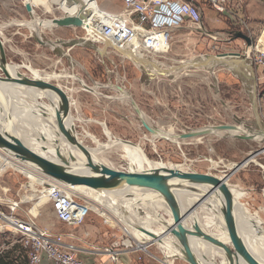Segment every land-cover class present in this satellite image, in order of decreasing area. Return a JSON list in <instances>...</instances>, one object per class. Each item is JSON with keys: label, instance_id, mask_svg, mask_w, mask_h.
Returning <instances> with one entry per match:
<instances>
[{"label": "rangeland", "instance_id": "obj_1", "mask_svg": "<svg viewBox=\"0 0 264 264\" xmlns=\"http://www.w3.org/2000/svg\"><path fill=\"white\" fill-rule=\"evenodd\" d=\"M27 1L33 5V16L26 9ZM98 1L101 8L111 11H118L123 7L120 0ZM200 2L205 10V26L210 31L219 32L224 42L213 41L195 27L174 30L167 53L154 55L142 53L144 57L147 56V59L153 60L163 68L158 73L152 72L150 66L139 65L113 50L100 55L89 48L77 45L70 50L71 57H61L50 45H44L36 39L39 37L45 43L50 40L57 42L60 37L55 38V33L62 34L63 39L83 37L85 35L83 27L54 26L33 32L26 24H20L33 20L35 16L51 20L54 17L69 15L71 9L78 10L83 17L82 8L78 4V9L77 4L71 0H0V25H5L2 27L0 39L4 43L8 62L20 65L21 72L34 76L32 71L39 70L43 74L60 76L59 78L51 76L44 80L67 87L77 100L75 105L77 117L72 115V120L76 124L79 142L86 147L97 146L89 137V133L97 136L101 143H107L110 139L107 131L111 136L114 132L138 145L149 161L181 171L211 172L225 176V173L230 171V165L246 159L264 145V134L260 133L264 130V83L258 77L259 68L250 59L243 58L235 61L234 67L237 66L232 69L222 65L214 68L211 65L180 69L178 67L182 66V60L219 57L220 52L246 51V41L236 35L243 32L253 41L258 39L264 30V0H229L234 10L239 9L247 27L240 26L233 17L234 14L214 12L203 1ZM109 47L106 46L107 51ZM215 47H220L224 51L215 52ZM174 68L175 71L168 72ZM0 75H4L1 69ZM30 94L33 97V93ZM18 95L21 96L23 104L30 99L28 106L34 105V101L28 95L23 93ZM128 97L137 102L146 120L151 126L159 128V131L164 133L162 136L158 137L144 127ZM44 100L47 101L46 98ZM237 123L241 126L239 134L255 133L257 138L245 140L236 137L234 132L219 131L201 137L177 138V135L191 130ZM166 134L175 135L176 140L169 139ZM113 146L106 148L99 156L115 168L129 170L130 164L126 153L119 145ZM11 166L0 172L3 181L8 180L15 170L16 167L13 168L12 164ZM23 178L22 176L21 179ZM230 180L244 191L243 197L248 209L245 206L244 208L251 212L250 214H257L264 226V152L238 170ZM253 186L257 191L254 190V194H250L249 188ZM10 192L9 190L8 193ZM150 195L165 201L161 194V197ZM240 195H243L241 191ZM1 198L0 196V201ZM87 200L91 203L93 211L84 224L73 228L57 220L50 201L26 203V207L23 208L30 211L39 224L52 231H74L80 238V234L83 233L80 229L85 228L86 233L93 235L91 240L102 247L109 246L112 241L120 240L123 236L125 238L129 236L133 244L129 252L136 264H165L164 260H170L171 264H175V260H185L167 257L164 249L157 243L150 244L146 250H142L138 246L139 240L124 232V223H120L115 216H113L115 223L113 221L106 223L104 220L106 217L103 213L99 214L101 210H98L99 206L95 200L92 198ZM196 201H192L190 205H183L182 208L185 211L190 210L192 215H202L203 221L212 220L210 213H206L202 205H198L199 202ZM0 208L8 212L5 205L0 204ZM149 210L154 212L155 209L149 207ZM157 211L168 219L166 211L161 207H158ZM216 223L220 224V217L217 215L207 229L209 234L218 237L221 230ZM158 226L161 227V224ZM200 241L213 245L209 241ZM217 253L211 255H218ZM221 253L224 254L222 249ZM0 256L6 264H28L20 235L10 225L0 229ZM215 258L218 259L220 256Z\"/></svg>", "mask_w": 264, "mask_h": 264}, {"label": "water", "instance_id": "obj_2", "mask_svg": "<svg viewBox=\"0 0 264 264\" xmlns=\"http://www.w3.org/2000/svg\"><path fill=\"white\" fill-rule=\"evenodd\" d=\"M26 9L33 16V5L27 1ZM52 26L58 27H80L83 23L79 15H65L62 17H54ZM246 41L247 45H251L252 38L243 33L238 32L236 35ZM44 45H50L54 52L61 57H71L70 49L76 45H83L100 54V47L93 41L86 40L84 37L73 38L70 40H59L57 42H43L39 37L36 38ZM62 44V45H61ZM213 57L211 63L212 68L222 65L232 69V63L228 60H220V57L243 58L246 59L241 52H224L217 58ZM8 59L3 41L0 39V69L4 75H0V83L12 84L19 83L25 86L37 88L40 90H53L59 94L62 101L61 106L57 108L55 117L56 123L54 128L47 127L33 135V139L37 140L38 146L30 147L23 141L15 138L12 133V125L14 123L13 113L8 107L0 90V148L20 159L21 161L33 165L41 169L45 174L71 185H85L95 189H117L125 186H138L147 188L160 193L170 209L172 214V224L169 231L177 237L181 243V251L184 259L190 264H203L205 259L209 257L206 253L202 256L198 255L191 238L190 233L185 225L188 220L190 210H183L181 203L172 189L171 184L174 182H182L187 184H195L203 188L204 197L199 200L198 205L203 203L206 198L211 195L217 199L221 205L220 212L225 224V231L228 240L226 242L214 237L211 234L204 233L199 225L195 224V229L200 234L224 249L222 257L223 264H264V248L260 244L246 246L243 235V208L244 201L240 195V188L230 181L231 176L253 161L259 154L264 152V145L256 149L246 159L234 162L230 167V171L225 176H220L211 172L185 171L168 167L155 168L139 172L122 170L109 166L103 162H98L88 153L87 147L82 143L74 141L68 143L63 138L64 129L68 126L72 116V98L66 88L58 83L46 81L42 78L29 76L20 70L12 75L8 68ZM91 89V88H90ZM119 89H122L119 87ZM135 111L140 116L144 127L152 134L156 135L159 128L151 126L149 121L143 118V111L133 98H129ZM43 114H48L43 111ZM241 126L237 124H219L202 129L191 130L178 135L179 139L201 137L211 134L215 131L234 132L235 136L245 140H253L257 138L255 133L239 134ZM264 134V130L260 131ZM124 142H130L129 140ZM78 145L85 153L77 150ZM224 190L228 200L222 198L219 191ZM194 210V209H193ZM263 226V224H262ZM264 227V226H263ZM154 238L161 240V237L152 231L142 229ZM214 261L217 262L216 259Z\"/></svg>", "mask_w": 264, "mask_h": 264}, {"label": "built area", "instance_id": "obj_3", "mask_svg": "<svg viewBox=\"0 0 264 264\" xmlns=\"http://www.w3.org/2000/svg\"><path fill=\"white\" fill-rule=\"evenodd\" d=\"M83 1L95 6L94 15L89 19L85 17L81 27L86 38L98 44L111 43L110 48L123 58H129L123 56V49L151 55L165 54L170 49L172 32L188 27H195L213 41L224 42L219 32L210 31L205 26V10L200 1L214 12L234 14L238 24L247 27L239 9L234 10L229 0H120L123 7L119 11L101 8L98 0ZM220 51L224 49L215 47V52ZM242 53L259 68L258 77L264 83V30ZM7 164L9 162L0 155V168ZM30 188L34 189L35 201L14 200L7 196L1 198L0 204L5 205L8 212L0 208V229L10 225L19 233L28 264H43L45 260L51 264H87L80 256V238L76 232L52 231L39 224L23 206L26 207V203L50 201L57 220L73 228L86 222L93 211L91 203L71 184L57 179H44L38 186ZM132 245L131 238L123 236L120 240L112 241L104 252L110 256L111 263L118 264L121 254L133 248Z\"/></svg>", "mask_w": 264, "mask_h": 264}, {"label": "bare ground", "instance_id": "obj_4", "mask_svg": "<svg viewBox=\"0 0 264 264\" xmlns=\"http://www.w3.org/2000/svg\"><path fill=\"white\" fill-rule=\"evenodd\" d=\"M71 1L77 4V8H78V4L80 8H82L81 12L84 14V16L82 17L83 23L80 27H83L84 18L85 17L86 19L92 18V16L95 13V6L94 4H91V3H84L83 0H71ZM69 15H79L81 17V13L79 14L78 10H72V9ZM20 24H26L34 32V31H39L40 29H43L46 27H50L52 26L53 23H52V20L41 19L35 16L33 20L20 22ZM3 26L5 25H0V38H1V32H2ZM85 39L87 40V38ZM99 45H106L108 47L109 45L112 46L111 43H104V44H99ZM106 46L103 47L102 49L100 48L101 54L107 51ZM109 49L110 51L113 50L110 47ZM121 53H123L124 56L129 57L130 59L134 60L139 65H144L145 67L150 66V68L152 69L150 70L152 72L158 73V71L160 72L161 69H163L159 65H157L153 60H149V58L147 59L146 58L147 56L144 57L142 52L137 53L130 49H123ZM218 59L230 61L232 63L231 64L232 68H235L237 65L234 67V62L241 58L220 57ZM212 61H213V57H210V56L201 58L200 60H196V59L182 60L181 61L182 66L178 68L180 69L182 67L188 68V67L209 66L211 65ZM20 67L21 66L16 63L8 64L9 71L11 72L12 75H15L17 71L20 69ZM175 70L176 68L170 69L168 70V72L171 73ZM32 73L34 77L42 78V79H47L51 76H55L58 78L60 77L58 75L43 74L39 70L32 71ZM0 90H1V93L3 94L4 99H6L7 101L8 107L14 113L15 123H16L15 125H17V128H18L17 130H15L17 133L14 136L15 138H18L21 141L23 140L28 144H34L33 140L30 137L31 133H33L32 129H34L33 128L34 126L44 125V126H49L52 129L54 128L55 123H56L55 113H56L57 108H59L62 103L59 94H57L55 91L40 90L37 88L25 86L19 83H12V84L0 83ZM31 92L33 93L32 94L33 97L30 94ZM20 93L28 95L31 98V100L34 101L33 104H35L36 102L37 104L35 105L32 104L33 106L29 107L28 104L30 102L29 101L30 99L26 100L27 101L26 104H23L21 102L22 101L21 96L18 95ZM122 97H125V96L122 95ZM38 98L39 99L46 98L48 103L40 102L38 101ZM40 107H43L44 110L50 111L49 119H45L43 117V112L41 111V109H39ZM72 118L73 117L71 116L70 122L68 126L64 129L62 136L68 143H73L74 141L81 143L79 142V136L76 130V124L74 120H72ZM143 118L146 119L144 115H143ZM107 134L110 137L109 141L107 143H101L98 139H96V137H94V135L89 133V137L92 138L96 142L97 146L92 147V148L87 146V150H88V153L93 157V159H95V161L103 162L109 166H112L106 163L103 157L99 155L103 151H105L106 148H109L111 146L114 147L113 145H119L120 148L126 153L125 156L129 159V164H130L129 171L139 172V171L151 170L155 168L167 167V165L149 161L148 158L143 153V151L141 150V148H139L138 145H136L135 143L124 142V140L114 138L111 136L110 132L108 131H107ZM163 134L164 133L159 131L156 135L160 137ZM166 136H168L169 139L176 140L175 135L169 136L166 134ZM177 138H179L178 135H177ZM77 150L81 153H85L81 149L80 145H78ZM14 163L15 162H13V164ZM146 165L148 166V168H145ZM8 167H12L10 163L0 168V172L6 170ZM71 186H73V188L76 191L80 192L81 195L85 196L86 198H92L93 200H95L96 204H98L99 206L98 210H101L99 211V214L100 215L102 213L104 214V217H106L107 223H110L109 221H113V216L117 217L120 223H124L125 226L122 224L124 231H126L129 235L135 236L137 240L141 242L140 243L138 241V246L142 250L147 249V247H149L150 244L157 243L160 247L164 249V252L167 257H178V258L184 259V255L181 251V243L179 239L175 237L173 234H171L169 231V227L173 221L172 214L170 212L169 207L167 206L164 200L156 199L153 197V195L152 196L150 195V194H154V195H158L159 197H161L160 193L154 190H151V189L142 188L138 186H125L122 188L110 189V190L109 189L107 190L106 189H95V188L88 187L85 185H71ZM171 186H172L173 191L177 195L182 207L183 205L192 204L191 202L192 201L194 202L195 200L199 202V200L204 197L205 190L195 184L174 182L171 184ZM219 193L222 196V198L225 199V201L228 200L224 190H220ZM200 205H202V209H204L206 213L208 214L210 213L209 215L212 216V220L215 219L217 215L220 217V220L223 221V217L220 212L221 205L219 201L217 199H214L212 195L206 198L205 201H203V203H201ZM149 207L150 208L154 207L155 209L154 212L149 210ZM158 207H161L163 210L166 211L168 215V219L164 218L167 216H164L163 214L157 211ZM201 216L196 215L194 217V215H192L190 212L188 220L185 221V225L187 224L186 227L191 235L190 238L197 252L199 253L198 255L202 256V253H206V255L209 257V255L211 256V253H214V252L217 253V251H219L217 254L218 255L220 254V256L221 255L224 256V254L221 253V249L224 252V249L222 247L218 246L217 244L209 240L207 237L200 234L199 231H197L194 228L195 224L199 225L201 229H203L204 233L209 234L207 228H209L208 226L210 225L212 220L209 219L208 222L203 221ZM253 216L245 208H243V221H242L243 229L242 230H243V235H245L244 244L249 247H251V245H254V244H260L264 248V227L261 224L262 220L259 219V222L255 225L253 221H255L256 219L254 220ZM203 218H207V217H203ZM158 224H161V227L159 226L157 227ZM217 226L224 233L223 235L219 234L220 236L218 237L214 236V237L220 239L223 242H226L228 238H227L226 231L224 230L225 228L221 227L219 224H217ZM142 229H147L159 235L161 237V240H159L158 238H154L153 236L143 231ZM200 240L209 241L213 245L206 244L204 242H201ZM164 262L165 264H171L170 260L169 261L164 260ZM203 264H217V263L215 261H212L211 259L210 260L205 259L203 261Z\"/></svg>", "mask_w": 264, "mask_h": 264}, {"label": "crops", "instance_id": "obj_5", "mask_svg": "<svg viewBox=\"0 0 264 264\" xmlns=\"http://www.w3.org/2000/svg\"><path fill=\"white\" fill-rule=\"evenodd\" d=\"M59 28H67V27H59ZM59 35H57L55 33V38L60 37L59 40L63 39L64 36H62V34H60V33H59ZM83 37H85V36H83ZM59 40H57V41H59ZM63 40H70V39H63ZM87 40H90V39H87ZM90 41H92V40H90ZM76 46H74L72 48L74 49V48H76ZM81 46H83V45H81ZM98 46L102 49L106 45H103L101 47V45L98 44ZM86 48H88V47H86ZM109 52H112V51H110L108 49L107 52H105L103 54L100 53V55H105L106 53H109ZM62 87H64V86H62ZM64 88L67 89V91L71 95V98H72V101H73V103H72V115L77 117V113H75L76 112L75 105H77V100L75 98H73V95L71 94L70 90L67 87H64ZM39 98H41V97H39ZM39 98H38V101H40ZM5 101H6V99H5ZM40 102L48 103V101H45L44 99H42V101H40ZM6 103H7V101H6ZM35 104H37V102ZM39 109H41L42 112L44 111V108L43 107H40ZM45 111H47L48 114H43V117L45 119H49L50 118L49 117L50 116V111L49 110H45ZM12 113H13V111H12ZM78 117H79V115H78ZM13 119H14V123L12 125V133L14 135H16L17 133H16L15 130H17L18 128L15 125L16 123H15L14 113H13ZM76 121H78V120H76ZM47 127H49V126H44L43 125V126H34L33 127L34 128V129H32L33 133H31V136L30 137L33 140L34 144H28L25 141H23V140L22 141L25 144H27L28 146H30V147H36V146H38L37 140L36 139H33V135H35L36 133L40 132L43 129H46ZM49 128H51V127H49ZM112 136L114 138L125 139L122 136H120L119 134H115L114 132H112ZM94 137H96V139H99L97 136H94ZM0 155L3 157V159L5 158L6 161H8V162L10 161L9 163L12 164L14 166V168L16 167L15 170L12 171V174L9 177L8 180L3 181V179L0 177V196L1 197L7 196V197H10V198H12L14 200H21V201H26V202L35 201L36 199H34V195H35L34 194V189L33 188L32 189L31 188L28 189V187L33 186V185L34 186H38L44 179H47V180H50V181H54L55 180L52 177H47V175L44 174V172L41 169H39V168H37V167H35L33 165L27 164V163H25L23 161H21L20 159L16 158L15 156H12L11 154H9L8 152H6L5 150H3L1 148H0ZM13 162H15V163L13 164ZM31 169H32V171H31ZM32 173H33V175H32ZM22 176L24 177L23 180L21 179ZM12 186L14 187V189H13ZM9 190L11 191L10 194L8 193ZM254 190L257 191L254 186L251 187V188H249L250 194H254V192H253ZM240 191L243 193V195H241L243 197L244 196V191L241 190V189H240ZM243 200H244V197H243ZM244 204H245V200H244ZM251 215L252 216L254 215L253 218L256 219V221L258 223L259 222V218L256 216L257 214H253L252 213ZM220 221H221V223L219 225L221 227H224L225 228L224 222L222 220H220ZM256 221H253V223L255 225L257 224ZM261 224H263V222H261ZM80 232H83V233L80 234V236H81L80 239L81 240L79 241L80 243H78V246L81 249L80 256L85 261V263H87V264H114V263H111L110 262V256L107 253L104 252V249L107 246H103L104 247L103 248L98 243L95 244L94 241L91 240V239H93V235H91V233H86L85 228H81L80 229ZM88 232H91V231H88ZM223 233L224 232L221 230V233H219V234L223 235ZM216 256H219V255H214V256L213 255H211V256L209 255V258L208 259L209 260L210 259L213 260V257H214V259H216L217 262H219V264H223L222 263V257L218 258L219 259L218 260L217 258H215ZM174 263L175 264H190L186 260H175ZM43 264H51V263L48 260H45ZM118 264H136V262L131 257V252L125 250L121 254V259H120V261H119Z\"/></svg>", "mask_w": 264, "mask_h": 264}, {"label": "trees", "instance_id": "obj_6", "mask_svg": "<svg viewBox=\"0 0 264 264\" xmlns=\"http://www.w3.org/2000/svg\"><path fill=\"white\" fill-rule=\"evenodd\" d=\"M0 264H6L2 256H0Z\"/></svg>", "mask_w": 264, "mask_h": 264}]
</instances>
